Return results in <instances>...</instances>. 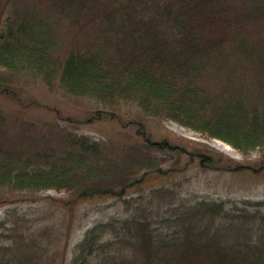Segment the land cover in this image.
<instances>
[{
    "label": "trees",
    "instance_id": "16d2710c",
    "mask_svg": "<svg viewBox=\"0 0 264 264\" xmlns=\"http://www.w3.org/2000/svg\"><path fill=\"white\" fill-rule=\"evenodd\" d=\"M33 85L262 153L242 162L145 130L98 143L9 121L0 106V206L54 190L67 197L47 199L69 213L104 197L126 213L90 228L67 263L72 219L33 229L34 219L7 210L0 264H264V200L187 197L183 181L169 180L193 163L264 176V0H0V99L27 105ZM157 179L168 182L127 194Z\"/></svg>",
    "mask_w": 264,
    "mask_h": 264
},
{
    "label": "rangeland",
    "instance_id": "374dc122",
    "mask_svg": "<svg viewBox=\"0 0 264 264\" xmlns=\"http://www.w3.org/2000/svg\"><path fill=\"white\" fill-rule=\"evenodd\" d=\"M26 96L30 101L27 105H17L0 99V106L7 112L9 121L18 117L36 124L46 133L54 129L48 130L45 124L53 123L76 134L87 135L98 143L121 144L140 139V131L145 130L157 140L195 141L242 162L255 161L262 153L256 150L246 157L221 140L204 136L171 120L145 116L134 106H123L119 110L111 111L108 108H98L97 104L86 99L70 97L58 90L50 91L41 85L30 86ZM98 110L102 111L100 115L96 114ZM169 180L183 181L180 192L187 197L196 195L229 203L264 200V176L249 170L237 173L204 171L193 163L186 166L185 170L171 176ZM167 182L166 179L153 180L145 184L142 189L135 188L127 194L136 196V193L147 192L149 188L158 187ZM47 196L56 199L66 198L67 193L50 190L33 195L28 193L11 195L9 199L13 202L0 206V222L8 221L7 226L12 225L13 220L8 217L7 210L34 219L33 229L58 224L61 218H65L66 221L72 219L65 253L67 263L71 259L75 246L90 228L111 218L126 216L123 204L118 198L104 197L82 201L69 213L57 202L47 199Z\"/></svg>",
    "mask_w": 264,
    "mask_h": 264
}]
</instances>
